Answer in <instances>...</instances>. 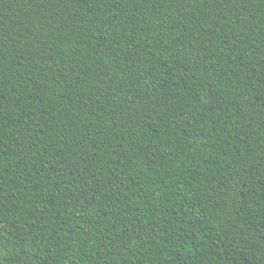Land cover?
I'll list each match as a JSON object with an SVG mask.
<instances>
[{"label":"trees","instance_id":"obj_1","mask_svg":"<svg viewBox=\"0 0 264 264\" xmlns=\"http://www.w3.org/2000/svg\"><path fill=\"white\" fill-rule=\"evenodd\" d=\"M0 264H264V0H0Z\"/></svg>","mask_w":264,"mask_h":264}]
</instances>
